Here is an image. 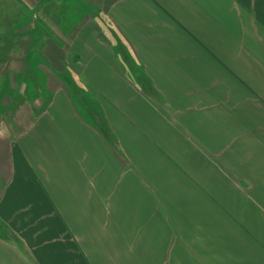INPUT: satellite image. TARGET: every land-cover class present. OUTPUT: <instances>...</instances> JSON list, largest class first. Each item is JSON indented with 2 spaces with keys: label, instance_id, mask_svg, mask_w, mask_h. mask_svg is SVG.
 <instances>
[{
  "label": "crops",
  "instance_id": "0c3cea01",
  "mask_svg": "<svg viewBox=\"0 0 264 264\" xmlns=\"http://www.w3.org/2000/svg\"><path fill=\"white\" fill-rule=\"evenodd\" d=\"M24 3L0 264H264V0Z\"/></svg>",
  "mask_w": 264,
  "mask_h": 264
},
{
  "label": "rangeland",
  "instance_id": "374dc122",
  "mask_svg": "<svg viewBox=\"0 0 264 264\" xmlns=\"http://www.w3.org/2000/svg\"><path fill=\"white\" fill-rule=\"evenodd\" d=\"M30 5L27 6V4L24 3V0H0V60L1 58L7 57V59L9 58V49H13L14 47H17V43L19 42V37L22 35L24 36V30L27 26L30 25H35V26H40L41 28V39L46 43V46L44 47L43 50H45L46 53L51 54L52 50H50V44H52L50 42V38L52 36H56V33H53V27H51L52 22H50L52 20V18L49 16L47 18L45 17H37L34 18V11L33 10L31 12L32 9L29 8ZM50 12V11H49ZM60 19H62L61 17H59ZM63 19H66L65 17H63ZM47 20V21H45ZM53 24L55 25L56 22ZM39 32V31H37ZM64 33V32H63ZM30 34V33H27ZM40 33H37L36 35L39 37ZM35 35V34H34ZM13 42L15 43L13 45ZM6 45H10V47H8L7 49H4L3 47ZM24 47V44H23ZM25 49V47L23 48ZM4 51V52H3ZM3 64L0 62V73L3 72ZM41 78V75L38 76V78L36 80L39 81V79ZM31 86L33 87L35 84L33 82H31ZM39 84V83H38ZM20 92H18V94L16 96H12L10 98H12V100L14 101V104L10 105L8 108H11V110L16 109L13 113H15V117L18 116V110L20 106H24L21 105L25 102H29V100L24 99V97H20ZM29 96H32L31 99L34 98V96H36V94L34 93V91H32ZM30 99V100H31ZM31 105L32 103L29 102ZM4 107H2V104H0V110L3 109ZM18 108V110H17ZM3 111L0 112V114H2ZM12 113V115H13ZM12 115H10V117H12ZM13 119V120H12ZM1 120V118H0ZM11 121H14V117L10 119Z\"/></svg>",
  "mask_w": 264,
  "mask_h": 264
},
{
  "label": "trees",
  "instance_id": "16d2710c",
  "mask_svg": "<svg viewBox=\"0 0 264 264\" xmlns=\"http://www.w3.org/2000/svg\"><path fill=\"white\" fill-rule=\"evenodd\" d=\"M4 48V47H3Z\"/></svg>",
  "mask_w": 264,
  "mask_h": 264
}]
</instances>
